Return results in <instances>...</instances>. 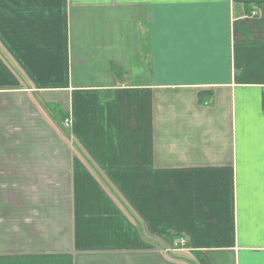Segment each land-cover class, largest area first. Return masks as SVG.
<instances>
[{
	"label": "crops",
	"instance_id": "1",
	"mask_svg": "<svg viewBox=\"0 0 264 264\" xmlns=\"http://www.w3.org/2000/svg\"><path fill=\"white\" fill-rule=\"evenodd\" d=\"M262 151L264 0H0L13 264H264Z\"/></svg>",
	"mask_w": 264,
	"mask_h": 264
},
{
	"label": "rangeland",
	"instance_id": "2",
	"mask_svg": "<svg viewBox=\"0 0 264 264\" xmlns=\"http://www.w3.org/2000/svg\"><path fill=\"white\" fill-rule=\"evenodd\" d=\"M28 180L32 182L33 186H28L26 184H22L21 182H18V186H15L14 183H12L14 182V179H11L9 176H0V252L3 253V257L1 258L2 264H13L14 259L21 260L19 258L11 257H17L25 248L34 246L35 238L42 239V237H45L48 239H52V236L55 235V240H51L48 242L41 241L38 246L43 245L53 248L59 246L69 247L68 242H62L60 239H58V237L60 238L59 234L64 232V229L62 228V226L60 225V221L58 220L59 211L54 209H48V211L43 210L42 212L47 215V218L43 223H40L36 217H33V215L26 213L27 211L23 213V216H20V214H17L15 212L18 210H12V204L20 205L19 203L22 202L21 204H24L25 206L26 200L22 198L21 188H24V191H31L32 193L36 194L37 191L41 190L42 183L44 184L43 180L42 183H40L39 186L36 187L34 186V184L37 182V179ZM47 180L49 179H46V181ZM12 186L16 188L14 191L12 190ZM17 189H19V193H17ZM12 211H14L15 213H13ZM18 221H24V223H26L24 230L18 229ZM28 229H30L29 233ZM179 243L181 245H184V239L179 240ZM167 246L168 247H165L164 245V249L166 248V250L168 251L180 249L176 248L175 245H172L170 243H167ZM56 253V251H50V253L46 251L45 255L49 256ZM87 254L89 253H86V255ZM174 255H178L179 257L183 254L182 252L175 251ZM167 259L170 260L168 256Z\"/></svg>",
	"mask_w": 264,
	"mask_h": 264
},
{
	"label": "snow or ice",
	"instance_id": "3",
	"mask_svg": "<svg viewBox=\"0 0 264 264\" xmlns=\"http://www.w3.org/2000/svg\"><path fill=\"white\" fill-rule=\"evenodd\" d=\"M262 160H264V151H262ZM262 171H264V168H262Z\"/></svg>",
	"mask_w": 264,
	"mask_h": 264
},
{
	"label": "built area",
	"instance_id": "4",
	"mask_svg": "<svg viewBox=\"0 0 264 264\" xmlns=\"http://www.w3.org/2000/svg\"><path fill=\"white\" fill-rule=\"evenodd\" d=\"M67 122V124L69 123V121H66Z\"/></svg>",
	"mask_w": 264,
	"mask_h": 264
}]
</instances>
